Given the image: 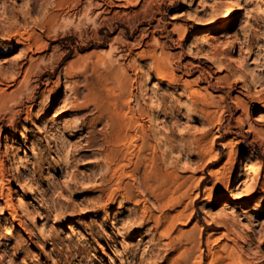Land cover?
Wrapping results in <instances>:
<instances>
[{
	"label": "rangeland",
	"instance_id": "rangeland-1",
	"mask_svg": "<svg viewBox=\"0 0 264 264\" xmlns=\"http://www.w3.org/2000/svg\"><path fill=\"white\" fill-rule=\"evenodd\" d=\"M0 264H264V0H0Z\"/></svg>",
	"mask_w": 264,
	"mask_h": 264
},
{
	"label": "bare ground",
	"instance_id": "bare-ground-1",
	"mask_svg": "<svg viewBox=\"0 0 264 264\" xmlns=\"http://www.w3.org/2000/svg\"><path fill=\"white\" fill-rule=\"evenodd\" d=\"M97 7L102 8L100 5H97ZM93 9H94L93 5L88 3L87 7H86V14L87 13L92 14ZM211 32L213 33L215 31H211ZM5 60H8V59H5ZM169 74L170 73H168V72L162 73L161 79L166 80L168 78L167 75H169ZM144 82H146V81H144ZM126 106H128V105H126ZM129 110H130V115H131L129 119L122 117L118 113H116L114 115V117L111 119V122H112V124H111V140L113 141V144L115 145L116 152L125 154L132 148H134L136 150L133 157H132L133 159H135V162H132L131 161L132 159H131V160H128V163L132 164L135 169H138V168L143 166L145 168V170L148 171L147 173L145 172L146 173L145 175H143V181L144 182H149L152 180H157L158 178L165 177L166 174H162L161 172L157 171V170H159V165H158V161H157V154H158V149H159L161 143L154 144L153 146L149 145L147 143V140L155 138L159 133H161V130L163 127L159 123H156L150 127L149 131H147L145 134L139 136L138 134L143 130L144 125L141 121V118L137 115V113L133 109H129ZM170 120H171V118H170ZM131 133L134 134V137L131 136ZM125 138H127V139L130 138V139L128 141H123ZM168 144L171 148H173V144L171 143V141H169ZM110 145H112V144H110ZM144 151H146V152L148 151V154L147 155L143 154ZM172 173H174V172H172ZM147 193H149V192H147ZM164 193L172 194V192L169 190V188L165 189V192H163V194ZM156 202L160 205L162 203V198L160 196H157ZM177 218H178V216H177ZM177 218L175 217L176 220H177ZM173 219L174 218H172V220ZM36 231L38 233L42 234L44 236V239L47 238L46 235L44 234V227L42 224L37 225Z\"/></svg>",
	"mask_w": 264,
	"mask_h": 264
}]
</instances>
